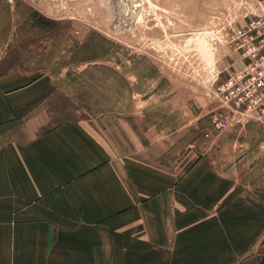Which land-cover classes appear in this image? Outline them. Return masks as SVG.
<instances>
[{
    "label": "crops",
    "instance_id": "0c3cea01",
    "mask_svg": "<svg viewBox=\"0 0 264 264\" xmlns=\"http://www.w3.org/2000/svg\"><path fill=\"white\" fill-rule=\"evenodd\" d=\"M47 89L0 70V264H264V120L230 130L228 172L176 174L82 123L44 128Z\"/></svg>",
    "mask_w": 264,
    "mask_h": 264
},
{
    "label": "rangeland",
    "instance_id": "374dc122",
    "mask_svg": "<svg viewBox=\"0 0 264 264\" xmlns=\"http://www.w3.org/2000/svg\"><path fill=\"white\" fill-rule=\"evenodd\" d=\"M256 1L0 0V70L46 76L44 128L82 123L176 174L200 157L228 172L230 130L264 120L213 122L216 87L244 64L231 32Z\"/></svg>",
    "mask_w": 264,
    "mask_h": 264
},
{
    "label": "built area",
    "instance_id": "2783aa9c",
    "mask_svg": "<svg viewBox=\"0 0 264 264\" xmlns=\"http://www.w3.org/2000/svg\"><path fill=\"white\" fill-rule=\"evenodd\" d=\"M230 42L244 64L214 91L222 111L213 118L218 127L264 119V0H257L251 16L232 30Z\"/></svg>",
    "mask_w": 264,
    "mask_h": 264
}]
</instances>
